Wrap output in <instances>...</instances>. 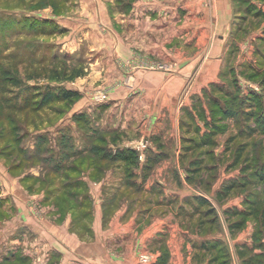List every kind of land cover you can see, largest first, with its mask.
Segmentation results:
<instances>
[{"label": "rangeland", "instance_id": "rangeland-1", "mask_svg": "<svg viewBox=\"0 0 264 264\" xmlns=\"http://www.w3.org/2000/svg\"><path fill=\"white\" fill-rule=\"evenodd\" d=\"M122 1L116 0L115 8L121 9ZM233 1L239 16L235 17L231 28L234 37L228 43L226 65L214 82L189 96L184 113H180V142L176 139L174 143L178 144L179 152L161 155L162 164L167 163L169 168L151 166L139 170L137 165V170L132 171L136 176L129 178L134 182L123 187L118 178L121 173L127 176L126 166L119 167L121 161L112 160L116 165L112 177L115 180L109 191L121 193L115 205L119 208L129 201L137 215L132 224L142 227L157 223L156 231L161 233L142 252L151 255L146 264L156 262L163 253H166L165 263L170 256L177 260L190 256L194 264H242V252L249 261L264 264V235H259L260 242L256 239L257 223L251 215L245 214L246 195L262 194V185L244 176L241 168L244 165L235 158L238 145L244 143L245 148L249 145L246 151L250 160L244 162L249 163L248 172L254 171L258 165L252 161L256 154L250 143H264V129L260 128L263 120L256 126L254 116L245 119L249 110H254L255 116L264 114V0ZM84 2L87 9L92 7L97 14L99 0ZM80 4V0H0V99H6V104L12 107L6 105L0 114V230L15 225L20 212L27 219L26 223L43 224L45 209L50 205L44 200L46 190L58 194L63 189V196L73 198L71 189L77 175L72 176L67 165L74 158L78 159L74 152L81 148L89 150L91 145H103L110 152L107 157L111 158L116 150L108 145L117 146L116 138L122 137L123 132L113 130L108 136L113 138L109 143L100 141L99 137L107 136L104 129L95 124L99 116L92 120L88 115L92 107L94 110L108 100L109 90L81 88L90 77L94 52L84 38L83 27H76L79 22L92 20ZM171 67V63H154V68L159 70L169 71ZM15 79H19L17 85L13 82ZM120 86L121 82L117 81L115 87ZM47 88L52 99L42 104ZM60 89L75 91L77 96L63 100L56 94ZM80 96L89 100V109L82 110V126H75L69 116L79 113L74 111V104ZM250 96H258V99L249 100ZM24 101L36 108L18 109ZM40 103L43 107L37 108ZM64 112L67 114L63 115ZM82 128L88 133L93 130L94 143L85 141L86 136L83 141L76 136V130ZM63 135L67 139H60ZM207 138L211 145L203 142ZM141 139L126 140L122 147L135 149V143ZM63 145L70 152L65 158L61 155ZM148 145L143 149V158L137 157L138 164L143 166L148 163L149 155L159 156L150 154ZM186 145L191 146L192 151L184 148ZM36 146L38 153L34 151ZM46 148L53 149V154ZM100 150L102 152L94 156L82 153L81 159L75 161L82 160L89 170V161L100 160L106 151ZM257 156L264 161V149ZM60 162L63 169L48 168ZM101 166L100 163L98 170L92 169L93 175H104ZM228 183L232 185L229 192L217 195L222 185ZM81 192L85 196V188L82 187ZM57 197L59 202L60 196ZM93 204L86 200L78 202L80 211L88 215L93 213ZM18 207L22 209L20 212ZM147 214L149 217H145ZM236 221H242V226L233 228L231 225ZM7 235L10 236V232ZM4 247L0 243V256ZM140 254L138 263L144 264L139 260Z\"/></svg>", "mask_w": 264, "mask_h": 264}, {"label": "crops", "instance_id": "crops-1", "mask_svg": "<svg viewBox=\"0 0 264 264\" xmlns=\"http://www.w3.org/2000/svg\"><path fill=\"white\" fill-rule=\"evenodd\" d=\"M80 1V8L92 20L87 18L90 23L79 22L76 27H83L84 38L94 52L89 66L90 77L81 88L109 90L108 100L94 110L92 107L89 117L94 120L99 116L95 124L104 129L107 136L102 141L109 143L113 138L108 136L113 130L123 132L121 139L116 138L120 143L117 146L110 143V148L122 149L126 140L144 138L148 141L149 153L159 155L152 162V168L168 169L167 163L162 164L161 155L179 152L178 144L174 143L176 139L180 142V113H184L189 96L214 82L226 65L228 43L234 37L231 28L235 17L239 16L234 1L123 0L122 8L117 9L116 0H99L97 14ZM156 62L171 63L172 67L169 71L155 69ZM117 81L121 82L120 87H115ZM75 103L74 111L79 113H70L69 117L77 126L82 122V110L89 109V100L80 96ZM94 135L93 130L90 133L83 128L76 130V136L82 141L86 136L89 144L94 143ZM186 146L184 148L192 151V147ZM82 153L87 154V149L75 151L78 159L74 158L67 165L72 176L77 175L71 189L73 198L63 196V189L58 194L46 190L47 199L44 200L50 205L45 209L43 224L26 223L18 207L20 218L14 222L17 225L0 230V243L5 246L0 264L4 261L10 264H139L138 253L146 250L161 234L156 231L157 223L142 227L133 225L137 215L131 210L129 201L118 208L114 201L121 193L109 191L115 180L112 177L116 165L109 158H101L91 163L88 170L82 160L75 161L81 159ZM99 161L105 172L101 177L93 175L92 171L95 167L99 169ZM119 167L124 168L125 163ZM143 167L139 163L137 168ZM120 176V186L130 185L124 173ZM57 196H60L59 202ZM82 200L94 203L93 213L88 215L80 211L78 202ZM115 217H122V220H115ZM165 264H194V258L186 256L177 260L170 256Z\"/></svg>", "mask_w": 264, "mask_h": 264}, {"label": "trees", "instance_id": "trees-1", "mask_svg": "<svg viewBox=\"0 0 264 264\" xmlns=\"http://www.w3.org/2000/svg\"><path fill=\"white\" fill-rule=\"evenodd\" d=\"M19 81V79H15L13 82H16V85H17V82ZM48 89V88H47ZM57 96L61 97L63 100H69V99H72L74 97L77 96V92L75 91H72V90H69V89H65L63 91H61V89L56 92ZM45 101L42 103L44 104L45 102L49 101L52 99V96L50 95V91L49 89L45 91L44 95H43ZM257 100L258 99V96H250V99L249 100ZM42 102V101H41ZM257 102V101H256ZM6 99H3L1 97L0 99V114H2L4 112V110L6 109V105L8 106V104H6ZM41 103L39 104V106H37V108H42L43 105ZM257 106L259 103H256ZM31 105V104H29ZM28 104H26V102L24 101L21 105L17 106L18 109L20 110H23V109H28V108H36V106H31L29 107ZM7 108H12L10 107V105L7 107ZM264 111V109H263ZM246 113H249V116H246L245 119H248L250 118V116H254V120L255 122L257 123V125L260 124L261 120H263L262 122H264V114L262 117H260L259 115H256L254 114V110L251 111H247ZM264 113V112H263ZM263 125H260V128H263L264 129V123H262ZM253 132V129L250 130V133ZM60 139H67V137H65V135L61 136ZM103 138H100V141H102ZM193 141V140H192ZM194 142V141H193ZM205 143V145H211L212 142L210 141L209 138H207L205 141H203ZM200 144V143H198ZM250 144H253L251 145L252 148H254V154H256L254 156V158H252L255 163L254 164H257L258 166L255 168L254 171H249L246 170V168L249 166V163H245V162H249L250 159H248V152L246 151L247 148H249L250 146L248 145L247 148H245L246 146L244 145V143H241V145H238V147L236 148V151H235V158H236V162H238L240 160V163L241 165H244V167H241L242 168V174L244 176H247L248 179H250L251 182H255L258 183V184H261L262 185V194L261 193H253V192H250L248 195H246V199L247 201H245V206H246V210H245V214H249L251 215L252 218H254V220L256 221L257 223V226H258V230L256 231V234L255 236L258 238H256L258 241H259V235H264V161L263 160H260V157L257 156V154H260L261 151L264 149V143L262 141H259L257 144H254V142H251ZM200 146V145H199ZM63 147H65V145H63ZM191 147V146H190ZM68 148L65 147V149H62L61 151V155L65 158L66 155L70 154L69 150H67ZM100 149H103V150H106L105 152H103V154H101V158L105 159V158H109L111 160H115V159H118L122 162L125 163V173H127V176L125 175L126 177V182H134V181H130L129 178L131 177L133 179L134 176H136L134 174L133 169L135 167H137L138 165V161H137V157H138V151L134 148H122V149H116V152H115V155L114 156H111L110 157H107V154H109L110 152H108V149L106 146H103V145H96L95 146H92L90 147L88 151V153H91V155H97L99 152H102ZM238 149V150H237ZM53 149H48L46 148V151H49V152H52L51 154H53ZM34 151L36 153L40 152L38 146L34 147ZM42 151V149H41ZM73 153V151H72ZM75 153V152H74ZM77 153V152H76ZM157 158V156H152L149 155V158H148V163L143 167V169H147L151 166L152 162H154V160ZM91 159H96L95 157H91ZM245 161V162H244ZM259 161H263L261 163H259ZM90 163L89 164H93L94 162L92 161H89ZM247 164V165H245ZM60 164L58 163H54L52 165H49L48 168L54 170H59L60 168ZM128 178V179H127ZM231 184L228 183V184H224L222 185V188L219 189V191L217 192V195L219 194H227L229 192V190L231 189ZM242 221H236L234 222L231 226L233 228H238L240 226H242ZM254 236V237H255ZM260 242V241H259ZM242 252V251H240ZM247 258L249 257H244V253L242 252L241 253V259H242V264H256L257 261L255 260H248ZM20 259V258H19ZM165 261H166V253H163L156 262L152 263V264H165ZM1 264H10L9 261H4L3 263ZM14 264V263H13Z\"/></svg>", "mask_w": 264, "mask_h": 264}, {"label": "built area", "instance_id": "built-area-1", "mask_svg": "<svg viewBox=\"0 0 264 264\" xmlns=\"http://www.w3.org/2000/svg\"><path fill=\"white\" fill-rule=\"evenodd\" d=\"M148 141L146 139H141L140 141L135 143V149L138 151V158L142 159L143 158V149L147 145ZM151 255L148 253H141L139 255V260L146 264L150 261Z\"/></svg>", "mask_w": 264, "mask_h": 264}]
</instances>
